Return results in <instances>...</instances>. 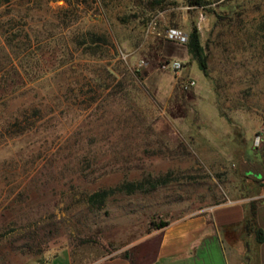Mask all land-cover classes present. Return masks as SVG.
I'll return each mask as SVG.
<instances>
[{"label":"rangeland","instance_id":"rangeland-1","mask_svg":"<svg viewBox=\"0 0 264 264\" xmlns=\"http://www.w3.org/2000/svg\"><path fill=\"white\" fill-rule=\"evenodd\" d=\"M148 1L0 4V264L132 254L161 221L264 200V0Z\"/></svg>","mask_w":264,"mask_h":264},{"label":"crops","instance_id":"crops-1","mask_svg":"<svg viewBox=\"0 0 264 264\" xmlns=\"http://www.w3.org/2000/svg\"><path fill=\"white\" fill-rule=\"evenodd\" d=\"M246 199L229 200L209 212L153 229L141 240L142 250L136 248L132 254L85 262L66 246L29 264H264V200L256 208L257 225L263 231V241L257 242L244 227Z\"/></svg>","mask_w":264,"mask_h":264},{"label":"trees","instance_id":"trees-1","mask_svg":"<svg viewBox=\"0 0 264 264\" xmlns=\"http://www.w3.org/2000/svg\"><path fill=\"white\" fill-rule=\"evenodd\" d=\"M9 0H0V4L2 3H6ZM164 0H153V1H148V3H146V5L144 6L145 9H154L157 5L160 4V2H163ZM185 2L188 5L191 6H202L205 3V0H185ZM142 5V4H141ZM142 7V6H141ZM143 8V9H144ZM191 42H190V46L191 49L193 51V53L198 56V59H200V65L202 69H205V62L203 59H201L200 54L202 51L201 48V44H200V40H199V36L198 33L196 32V30H193L191 35ZM84 42V41H83ZM90 42L91 43H103V44H107V38L106 37H92L90 38ZM245 173H251L250 171H245ZM254 176L256 177L255 179L257 180V182H260L261 180L262 183L261 185L264 186V177L261 176L259 177V174H254ZM145 182L151 184L152 186H154V184L159 183V180H155V181H150L149 179H145ZM142 182H139L138 184H134V183H123L122 185L118 186L117 188H113V189H103L100 191H97L93 194H91L88 199L96 204H101L105 198L115 192V190L117 191H122V190H126V191H133L135 189L140 188V186L142 185ZM262 201V200H261ZM261 201H256V200H251L248 205H246V216H245V220H244V227L247 231H252L255 234L256 237V241L257 242H262L263 241V231L261 228L258 227L257 225V221H256V208L258 206V204ZM167 224V221H161L160 223L156 224L155 227L156 228H160L164 225Z\"/></svg>","mask_w":264,"mask_h":264},{"label":"built area","instance_id":"built-area-1","mask_svg":"<svg viewBox=\"0 0 264 264\" xmlns=\"http://www.w3.org/2000/svg\"><path fill=\"white\" fill-rule=\"evenodd\" d=\"M175 33H171L170 36L173 37ZM175 37L181 39V40H185V36L183 35H175ZM164 67H168V68H171L172 70H180L182 68V63L178 60H169L167 62L164 63L163 65ZM195 84V81L192 80V79H189L187 82H186V86H192Z\"/></svg>","mask_w":264,"mask_h":264}]
</instances>
